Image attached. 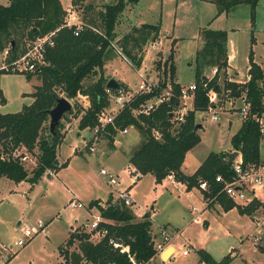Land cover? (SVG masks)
Returning a JSON list of instances; mask_svg holds the SVG:
<instances>
[{
  "label": "trees",
  "instance_id": "trees-1",
  "mask_svg": "<svg viewBox=\"0 0 264 264\" xmlns=\"http://www.w3.org/2000/svg\"><path fill=\"white\" fill-rule=\"evenodd\" d=\"M83 0H72L78 4ZM261 0H213L219 13L232 12L240 5H250L252 21H255L256 8ZM140 0H117L114 4L103 7L99 13L100 24L93 19H83V24L75 36L76 27L64 26L66 11L60 0H8L7 6L0 5V53L9 50V62L17 59L26 50L24 41H33L54 33L53 46L47 47L44 53L45 64L33 74H24L27 80L36 77L40 86L35 87L33 101L24 105L21 111L11 114L0 113V179L5 178L15 184L22 182L35 185L48 171L57 173L67 163L59 165L57 151L63 143L62 122L51 134L48 112L54 108L56 101L64 98L75 100L78 95L88 98L90 106L86 110L74 103L73 109L63 116L72 115L79 118L78 130H93L97 124V116L109 103L106 93L108 79L104 77V65L115 51L117 40L116 29L128 5H137ZM85 12L91 8L85 6ZM161 36L159 25L143 24L132 28L131 32L117 41L118 48L136 69H140L146 56L145 47L155 43ZM202 46L190 63L194 67L195 84L194 106L184 122L175 125L172 114L181 103L182 86L176 81L175 51L171 50L169 58L157 63L159 87L154 93L137 97L130 106L117 117L118 130L133 126L144 136L140 147L132 153L129 164L141 177L153 175L157 184L173 175L175 180L186 186L187 191L200 189L201 181L210 184V191H202L204 199L219 203L224 211L237 208L242 215L251 216L253 208H238L226 195L219 194L221 185L216 177L222 175L229 179L232 175L230 155L210 153L195 174L188 176L182 168L190 151L202 142L196 128L197 115L209 110V94L214 91L218 95L220 107L229 99L245 97L250 104V116L243 121L240 130L232 137L234 151H239L244 163L260 164L261 133L260 126L254 116L264 112V69L255 62L254 51L249 54V76L246 83H237L228 77L229 50L228 33L203 29L201 31ZM12 42L14 50L12 51ZM252 45L255 37H252ZM20 46H23L22 48ZM21 48V49H20ZM217 70L211 78L207 73ZM7 74L0 70V77ZM160 76V78H159ZM96 80H94V78ZM121 87L128 88L121 84ZM166 90L172 92L168 102L160 104L150 115H134L142 105L159 97ZM113 91V90H112ZM116 92V91H113ZM5 99L0 90V104ZM118 130L107 126L102 138L108 141L109 148H115L114 142ZM155 131L161 138L155 137ZM24 149L26 153L35 154L36 165L29 173L23 165L22 158L26 154L17 151ZM226 155V156H225ZM27 158V157H26ZM89 209L95 208L102 221L99 230L106 235L100 240L92 238L88 230H81V225L70 233L65 243L59 247V253L65 264H132L130 258L137 262L152 261L157 251L152 235L153 223L151 214L146 213L142 220H137L134 212L124 203L109 198L104 206L99 200L89 202ZM114 243L120 245L119 248ZM127 248L128 251H124ZM262 254L264 248L262 247ZM200 262L207 264H230L234 258L229 254L217 262L205 250L198 252Z\"/></svg>",
  "mask_w": 264,
  "mask_h": 264
},
{
  "label": "rangeland",
  "instance_id": "rangeland-1",
  "mask_svg": "<svg viewBox=\"0 0 264 264\" xmlns=\"http://www.w3.org/2000/svg\"><path fill=\"white\" fill-rule=\"evenodd\" d=\"M60 2L65 11L72 9V12L79 16L81 23L83 19H93L99 25V13L103 7L114 4L117 0H83L78 4H73L72 0ZM0 5L7 6L8 0H0ZM85 6L91 8L90 12H85ZM143 24L159 25L162 32L176 37V51L174 50L175 55L177 54L176 72L179 82L184 87H188L195 80L194 67L189 63L195 59L197 50L202 46L203 29L228 33L229 54L239 73L236 80H247L251 49L254 51L255 62L261 64L264 69V0H261L256 8L254 23L252 8L246 4L236 7L232 12L219 13L213 0H140L135 6L128 5L122 15L116 29L117 40L114 42L115 51L112 54L115 56L107 62L111 63L115 59L108 72L117 71L119 79L122 77L127 79L131 85L130 89L138 88L140 78L137 69L134 70L130 66L128 59L118 48L117 41L130 33L132 28ZM253 36L255 43L252 45ZM157 41L161 45L151 47L153 43H150L145 47L148 54L142 67H146L151 80L159 84L160 79H156V76L160 75V72L156 65L169 58L171 48L175 49V44H171L170 39L164 40L162 36ZM29 43L30 41H24L25 48ZM8 60V55L5 56L4 51L0 53V70L11 63ZM3 71L7 74L0 77V90L5 103L0 104V113H17L24 105H29L33 101L32 94L39 82L35 76L27 80L24 74L13 72L9 68ZM208 75L212 77V73ZM233 78L235 80V77ZM69 102L73 109L75 100ZM234 105L242 107L240 101ZM223 107L218 110L219 121H214L210 113L197 115V123L202 125L198 130L202 142L187 155L183 165L187 175H192L210 153L237 152L234 151L231 140L240 130L243 120L239 115H235L230 105L225 104ZM60 122L63 125L61 132L65 134V140L57 151V157L61 163L67 162L65 170L61 173L58 171L57 176L52 178L44 176L33 187L28 183L16 185L7 179L0 180V243L6 246L13 245L22 237L25 229L33 231L38 222L44 225V228L24 247L13 248L12 252L23 250L25 255L18 257L11 264H52L57 258L58 247L64 243L74 222L81 224V230H87L93 217L99 216L95 208H88L89 200L96 198L106 201L109 199V190L115 195L129 192L136 200V206L131 209L134 214L136 212L139 216L151 212L155 232L158 233L162 226L167 225V231L174 237L182 236L173 242L175 252L171 259L163 261L158 256L153 264H198L200 260L198 252L201 249L210 253L217 262L230 254L234 258L230 264H246L235 250L242 247V238L243 243L248 242L247 235L254 230L250 216L248 218L242 215L237 208L228 212L222 211L218 204L213 208L212 203L204 199L201 189L186 192L182 183L170 181V178L160 186L156 185L151 175L142 177L137 183L132 182L128 159L144 141L142 133L131 130L127 135H121L118 132L115 151H109L108 141L99 136L98 139L103 141V145L96 146L95 152L90 154L84 145L90 146L92 140L76 138L78 123L69 116ZM230 122H233L232 128ZM92 132L85 131L83 135L89 134L88 137H91ZM261 151L264 159V144ZM20 152L26 154L27 159L23 161V165L30 173L36 165L37 151L33 155L23 150L17 151L16 154ZM100 169L111 173L114 172L113 169H119V172H114L119 177V184L113 188L109 187L105 178L99 175ZM71 190L78 194V200L82 202L83 208H69L68 192ZM195 218H198L199 222H195ZM157 235L161 239L160 234ZM188 247H191V253L186 257L184 252ZM256 247L255 256H258L256 258L264 261V254L261 255L264 246ZM6 259L7 255L0 256V264ZM61 264H65V261Z\"/></svg>",
  "mask_w": 264,
  "mask_h": 264
},
{
  "label": "built area",
  "instance_id": "built-area-1",
  "mask_svg": "<svg viewBox=\"0 0 264 264\" xmlns=\"http://www.w3.org/2000/svg\"><path fill=\"white\" fill-rule=\"evenodd\" d=\"M66 17L64 26L67 28L76 27L75 36L78 35L79 29L82 26L80 22L79 16L72 12V9L66 10ZM54 33L38 37L35 40L31 41L23 54H21L17 59L12 61L9 65H6L2 68V70H7L8 68L13 72H18L21 74H33L38 71L41 66L45 64L44 53L47 47L53 46L52 37ZM161 45L159 42H155L151 45V47H157ZM9 50L6 49L4 51V55H8ZM140 84L136 90L130 88L121 87L120 90L113 92L112 90L106 89V93L108 95L109 105L107 108L101 110V112L97 116L98 124L92 130V143L90 146L84 145L87 147L88 153L92 154L96 150V145L98 143V137L103 135L107 126H113L116 130H118L116 126L117 117L124 111V109L139 96L150 95L155 92V90L159 87L158 82L155 83L154 80L148 76L146 69L140 68L138 70ZM217 70H213V76L216 75ZM158 79V76L156 77ZM197 90L196 84H191L188 87H183L181 92V103L174 111L172 116L174 117L175 125H179L184 122L186 116L193 111V105H191V101H194V94ZM210 99L211 106L206 113H210L213 115L212 119L214 121H219L218 110L220 108H224L223 106H218L219 99L217 93L211 91L208 95ZM172 97V92L170 90H166L159 97H156L150 100L147 104L142 105L139 110H135L133 113L135 116L138 115H150L152 112L156 110V108L165 102H168ZM240 101L241 106L237 107L234 104ZM227 105L234 109L235 115H239V117L245 121L250 116V104L247 102L245 97H241L239 99H229L227 101ZM254 119L260 126L261 140L264 142V112L261 116H254ZM134 129L133 126L125 128L124 130H118L121 135H127L130 130ZM155 137L161 138L159 132L155 131ZM239 152V151H237ZM27 158L23 157L22 162ZM231 171L232 175L229 179L225 178L222 175H218L216 177V183L221 185V190L219 194L226 195L230 200L234 202L236 207L240 208H253L254 212L250 216V220L254 225V230L250 232L248 237V242L253 246L255 250H257L256 246H264V162L260 164H249L246 165L243 160L242 154L239 152L238 157L231 163ZM48 177H54L55 173L53 171L47 172ZM99 175L105 178V182L114 187L119 184V177L111 173L105 169H100ZM130 177L133 183H137L140 180L141 174L135 170L130 171ZM173 181L175 177L173 175L169 176ZM200 189L205 192L210 191V184L206 181H201ZM215 200V199H214ZM208 201L210 204L214 201ZM116 201H120L124 203V205L130 209L136 206V200L130 195L129 192L125 191L117 194ZM70 209H80L83 208L81 203H77L74 200H71L68 204ZM154 210V209H153ZM102 221L100 216H94L93 220L87 226V230L89 233H92V238L95 240H100L106 235L105 230H99V223ZM195 222H199L198 218L194 219ZM44 228V225L41 222H38L36 229L30 231L25 229L22 232V237L16 241L13 245L6 246L0 243V250L4 252H12L14 247H24L29 241L33 239L35 235H37L40 230ZM161 239L159 241H155V248L157 251L156 257L149 262H137L133 257L130 258L132 264H153L154 260L160 256L163 252L167 250V248L171 245L174 236L167 231V229L163 228L159 232ZM116 248H119L120 245L114 243ZM124 251H128L127 248ZM191 253V248L184 252V256H189ZM198 264H207L206 262H198Z\"/></svg>",
  "mask_w": 264,
  "mask_h": 264
},
{
  "label": "crops",
  "instance_id": "crops-1",
  "mask_svg": "<svg viewBox=\"0 0 264 264\" xmlns=\"http://www.w3.org/2000/svg\"><path fill=\"white\" fill-rule=\"evenodd\" d=\"M161 36L164 38V40L167 38V39H170V41H171V44H175L174 46H175V51H176V45H177V39H176V37H174V36H170L169 34H167V33H164V32H162L161 31ZM158 42V41H157ZM163 42H165V41H163ZM201 48V47H200ZM173 48H171V50H172ZM199 50V49H198ZM197 50V51H198ZM229 50V49H228ZM234 53V52H233ZM147 54H148V52L146 53V56H145V58H144V61H143V64H144V62H145V60H146V58H147ZM176 57H177V54L175 55V59H174V63H175V61H176ZM118 58V57H117ZM156 61V60H155ZM154 61V62H155ZM113 62H115V59L111 62V63H106L105 65H104V77L105 78H107L108 79V81L109 80H111V79H115V80H117L120 84H124V85H126L128 88H131L130 86V84H129V82L127 81V79H125V78H121V79H119V76H118V72L117 71H113L112 73H109L108 72V69H109V67H111V65H112V63ZM153 62V63H154ZM193 62V61H192ZM191 63V62H190ZM190 63H189V65H190ZM257 63V62H256ZM129 64H130V62H129ZM258 64V63H257ZM260 66H261V64H259ZM130 66L134 69V67L132 66V64H130ZM143 66V65H142ZM175 66H176V64H175ZM262 67V66H261ZM142 68H146V67H142ZM263 68V67H262ZM249 69H250V65L248 66V77H247V80H245V81H238V80H236V76L239 74L238 73V71H236V67L234 66V64H233V62H232V56H230V54H229V68H228V70H227V74H228V77L231 79V80H233V81H235V82H237V83H246V82H248L249 80H250V76H249ZM135 70V69H134ZM146 70H147V68H146ZM151 70V69H150ZM148 71V70H147ZM136 72L138 73V77H139V72H138V69L136 70ZM150 72V71H149ZM212 73V76H213V72H211ZM210 73V74H211ZM208 74V73H207ZM209 76V75H208ZM157 77V76H156ZM210 77V76H209ZM233 77H235V80H234V78ZM96 78L97 77H95L94 78V80H96ZM176 81L182 86V87H184L180 82H179V80H178V77H177V72H176ZM39 82V81H38ZM192 84H195V80H194V82L192 83ZM191 85V84H190ZM38 86H40V82L36 85V87H38ZM75 103H77L78 105H80V106H82V108L84 109V110H86L87 108H89V106H90V103H89V100H88V98L87 97H85V96H82V95H78L77 96V98L75 99ZM191 105H193L194 106V101H191ZM72 106V105H71ZM69 118H71V120H73L74 122H79V118L80 117H78V118H73L72 117V115H70L69 116ZM230 123H232V127H233V122H230ZM78 129V128H77ZM132 130H136V129H132ZM85 131H88V130H85ZM85 131H80V130H78V132L77 133H75V135H76V138H82L83 140H85V141H87V140H92L91 138H92V134H91V137L89 136L88 137V135L87 136H85V135H83V132H85ZM131 131V130H130ZM89 132V131H88ZM86 138V139H85ZM64 140H65V138H64ZM64 140H63V143H64ZM62 143V144H63ZM61 144V145H62ZM117 144H118V141H116L115 140V142H114V146H115V148L112 150L111 148H109V151H115V150H117ZM262 144H264V142H262ZM60 145V146H61ZM100 145H103V141H101L100 139L98 140V143H97V147L98 146H100ZM59 146V147H60ZM59 149V148H58ZM21 150H23L24 151V149L22 148ZM76 151V150H75ZM107 155V154H106ZM132 155V154H131ZM261 157H262V151H261ZM85 159V158H84ZM129 159H130V157H129ZM128 159V160H129ZM57 160H58V157H57ZM262 161L264 162V159L262 158ZM58 163H59V165H61V164H64V163H61L59 160H58ZM65 163H67V162H65ZM128 164H129V162H128ZM199 168H197L196 169V171L198 170ZM63 170H65L64 168L62 169V170H60L59 172L61 173V171H63ZM128 170L129 171H132V170H134V168H131V165L129 164V168H128ZM113 171L114 172H119V169L118 170H114L113 169ZM123 171H124V169H123ZM182 171H183V173L184 174H186L185 173V171H184V169L182 168ZM196 171L193 173V174H195L196 173ZM113 172V173H114ZM55 173V172H54ZM59 174V173H58ZM192 174V175H193ZM187 175V174H186ZM54 176H57V173H55V175ZM148 176V175H147ZM151 176H153V175H151ZM188 176H191V175H188ZM143 177H145V176H143ZM153 178H154V182L156 183V179H155V177L153 176ZM2 179H5V178H1L0 180H2ZM141 179V178H140ZM168 179V178H167ZM166 179V180H167ZM170 181H172V179H169ZM9 181V180H8ZM165 181V180H164ZM163 181V182H164ZM11 182V181H10ZM176 182V181H175ZM23 183H26V182H22V183H19V184H16V185H22ZM176 183H178V182H176ZM29 184V183H28ZM38 184V183H37ZM163 183H161V184H157L156 183V185H158V186H160V185H162ZM179 184H181V183H179ZM36 185V184H35ZM108 185V184H107ZM185 188H186V186L184 185V184H182ZM32 187L34 186V185H31ZM109 186V185H108ZM109 187H111V186H109ZM44 188H47L46 186H44ZM113 188V187H112ZM155 189H157V188H155ZM186 192H188L187 191V188H186ZM109 195H108V197L109 198H112L113 197V199L114 200H116V196L117 195H115L111 190H109V193H108ZM71 195V196H70ZM68 199H69V201H71V200H74L75 202H77V203H80V201L78 200V198H79V196H78V194H76L74 191H72L71 190V192H68ZM93 200H99V201H101V205L102 206H104L102 203L103 202H106V201H104V200H102V199H91V200H89V202H91V201H93ZM88 202V203H89ZM82 203V202H81ZM87 203V204H88ZM215 204H218L219 206H220V209L222 210V211H224V209H223V207L219 204V203H215ZM215 204H213L212 205V207L214 208V205ZM152 209H155V207L153 206L152 207ZM235 209V208H234ZM94 210H96V209H94ZM97 211V210H96ZM92 212V211H91ZM98 212V211H97ZM224 212H226V211H224ZM147 213V212H146ZM150 214H151V212H149ZM135 214H136V212H135ZM136 216H137V218H141V220H142V218H143V216L144 215H137L136 214ZM244 216H247L248 218H249V215H244ZM92 217V216H91ZM250 219V218H249ZM151 221H152V223H153V227H154V222H153V219L151 218ZM76 225H81V224H79V222H74V224L70 227V232L68 233V236H67V238L65 239V241L68 239V237H69V235H70V233L76 228ZM152 227V235H153V238H154V240L155 241H159L160 240V238H159V236L157 235V234H159V232H160V230L162 229V228H165V229H167L168 227H167V225H165V226H162L161 228H160V230H159V232L157 233V232H155L154 231V228ZM154 233H157V234H154ZM182 236L180 235V236H175L174 237V239H173V241H172V243H171V245L167 248V250L165 251V252H163L159 257H161V259L163 260V261H165V259H164V256H165V254H167L168 252L170 253V258H168V260L169 259H171V257H172V255H173V253L175 252V246H174V244H173V242H174V240L175 239H177V238H181ZM242 240V247L240 248V249H236L235 250V253H237L239 256L238 257H242L243 259H244V261H245V263L246 264H264V261H261L259 258H256V257H258V256H255V249L253 248V247H251V245L247 242V243H243V238L241 239ZM65 241H64V243H65ZM63 243V244H64ZM62 244V245H63ZM62 245H60V246H62ZM59 246V247H60ZM59 247H58V255H57V258H56V260L52 263V264H61L64 260H63V257H61V255H60V253H59ZM187 247V246H186ZM189 248H191V247H189ZM201 250H203V249H201ZM200 251V250H199ZM207 252V251H206ZM2 254V255H1ZM6 256L7 255V259L3 262V264H11L13 261H15V260H17V258L18 257H22L23 255H25V254H23V250H18V251H16V252H4V251H1L0 250V256ZM262 256H263V254H261ZM186 257H188V256H186ZM200 257V256H199ZM237 257V258H238ZM261 257V256H260ZM157 259V258H156ZM156 259L154 260V262H156ZM167 259V258H166ZM263 259H264V256H263ZM200 261V260H199ZM153 262V263H154ZM156 264V263H155Z\"/></svg>",
  "mask_w": 264,
  "mask_h": 264
},
{
  "label": "water",
  "instance_id": "water-1",
  "mask_svg": "<svg viewBox=\"0 0 264 264\" xmlns=\"http://www.w3.org/2000/svg\"><path fill=\"white\" fill-rule=\"evenodd\" d=\"M14 50V42H12V51ZM106 89L118 91L121 89V84L115 80L111 79L106 84ZM72 109L70 102L64 98H60L56 101V104L53 109L48 112L49 115V129L51 134L54 133L55 128L59 125L60 121L63 119V116ZM173 117V116H172ZM202 125H199L196 128L198 131ZM230 128H232V123H230ZM239 155V152H233L230 155V162L232 163ZM226 156V155H225ZM171 253V252H170ZM170 253L165 254L164 259L170 258ZM170 255V256H169Z\"/></svg>",
  "mask_w": 264,
  "mask_h": 264
}]
</instances>
